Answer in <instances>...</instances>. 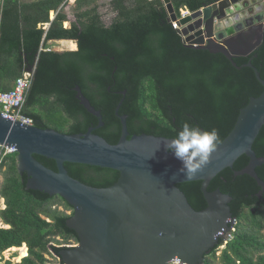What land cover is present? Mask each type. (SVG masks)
<instances>
[{
	"label": "trees",
	"instance_id": "trees-1",
	"mask_svg": "<svg viewBox=\"0 0 264 264\" xmlns=\"http://www.w3.org/2000/svg\"><path fill=\"white\" fill-rule=\"evenodd\" d=\"M68 1L4 0L0 4V93L31 71L33 82L24 112L37 126L69 134L94 127L96 134L115 144L122 134L116 109L124 98L119 112L128 116L129 137L147 133L174 138L187 122L202 130L216 129L221 142L250 98L264 91L255 73L257 68L264 78V46L249 56L236 57L241 68L223 53L189 47L174 27L165 0H110L115 13L110 24L100 11L103 0H75L76 20L65 27ZM217 1L171 0L178 18L182 10L196 11ZM53 39H74L78 49H49ZM250 60L253 66H244ZM77 85L101 111L104 125L80 103ZM253 148L264 156V126ZM35 156L58 169L56 160ZM249 160L243 154L234 168L222 170L209 185V190L220 188L232 195L230 205L238 219L234 238L221 255L222 264H264V194L258 196L262 188L255 178L235 174ZM4 165L0 199H5L6 207L0 208V219L10 227L0 228V253L24 243L29 248L22 262L6 264H46L48 253L59 256L67 247L57 244L60 239L79 243V235L67 224L73 206L59 195L26 189L28 176L18 171L17 154ZM65 166L74 178L97 187L112 185L120 177L112 168L72 162ZM257 172L264 180V164ZM178 186L195 209L207 207L201 180ZM60 202L65 208L58 206ZM222 243L207 253L202 264H216Z\"/></svg>",
	"mask_w": 264,
	"mask_h": 264
},
{
	"label": "water",
	"instance_id": "water-1",
	"mask_svg": "<svg viewBox=\"0 0 264 264\" xmlns=\"http://www.w3.org/2000/svg\"><path fill=\"white\" fill-rule=\"evenodd\" d=\"M236 1L219 0L178 19L171 0H165L170 18L178 20V32L189 47L223 53L241 68L234 59L249 56L261 44L264 33L243 52L215 39L222 40L219 24L227 22ZM244 66L252 67V61ZM255 73L264 86L257 68ZM75 90L80 103L104 125L101 111L81 86ZM123 100L116 109L122 134L115 144L96 134L94 127L69 134L13 121L0 112V145L17 148L18 171L28 176L26 189L59 195L73 206L67 224L80 241L60 251L64 264H168L175 257L187 264H202L224 237L221 232L230 229L229 220L234 217L232 195L220 188L209 190L212 179L225 168H234L236 160L246 154L249 163L235 174L255 178L262 188L258 196L264 194V180L257 172L264 156H258L253 148L264 126V91L250 98L233 130L212 153L210 163L191 179L181 172L182 161L167 149L171 137L147 133L129 137L128 116L119 112ZM35 155L56 160L58 169L46 166ZM66 162L112 168L120 177L109 186L89 185L71 176ZM197 180L202 181L207 201L201 210L191 205L178 186Z\"/></svg>",
	"mask_w": 264,
	"mask_h": 264
},
{
	"label": "built area",
	"instance_id": "built-area-1",
	"mask_svg": "<svg viewBox=\"0 0 264 264\" xmlns=\"http://www.w3.org/2000/svg\"><path fill=\"white\" fill-rule=\"evenodd\" d=\"M4 0H0V4L3 3ZM190 10H182L181 17L189 14ZM179 17L178 19H180ZM173 25L175 28H179L178 20H173ZM33 82V73L31 71L25 72L22 76H19L12 87V89L3 91L0 93V112L5 118H8L13 121H21L24 124H34V120L31 116L25 114L24 109L27 102V93ZM18 154V150L15 146L8 145H0V175L2 174L5 163L9 157ZM2 199H4L2 197ZM6 205V204H5ZM6 207V206H5ZM230 229L224 230L221 234L224 236L221 240L223 243L218 248H225L229 241L234 238V233L237 228L238 219L233 217L229 220ZM3 226V225H0ZM78 243H65L64 246L74 247ZM26 251L23 254V251ZM21 254H23L21 256ZM29 255V248L26 243L21 246H12L0 253V264H6L8 261L18 262L22 261L25 257ZM62 261V260H61ZM61 264H64L61 262ZM168 264H187L182 262L181 259L175 257Z\"/></svg>",
	"mask_w": 264,
	"mask_h": 264
},
{
	"label": "clouds",
	"instance_id": "clouds-1",
	"mask_svg": "<svg viewBox=\"0 0 264 264\" xmlns=\"http://www.w3.org/2000/svg\"><path fill=\"white\" fill-rule=\"evenodd\" d=\"M219 142L216 129L202 130L185 122L175 137L167 142V149L182 161L181 172L191 179L210 163Z\"/></svg>",
	"mask_w": 264,
	"mask_h": 264
},
{
	"label": "flooded vegetation",
	"instance_id": "flooded-vegetation-1",
	"mask_svg": "<svg viewBox=\"0 0 264 264\" xmlns=\"http://www.w3.org/2000/svg\"><path fill=\"white\" fill-rule=\"evenodd\" d=\"M232 9L234 12L228 15L227 22L219 24L222 40L215 39L230 43L232 49L243 52L264 33V0H237ZM261 46H264V36L252 53ZM57 257L61 259L60 256Z\"/></svg>",
	"mask_w": 264,
	"mask_h": 264
},
{
	"label": "rangeland",
	"instance_id": "rangeland-1",
	"mask_svg": "<svg viewBox=\"0 0 264 264\" xmlns=\"http://www.w3.org/2000/svg\"><path fill=\"white\" fill-rule=\"evenodd\" d=\"M103 4L104 5L100 8L101 14L103 15V20L105 21L106 24H110L112 22L114 16H115V13L110 8V0H103ZM66 12L69 15H71V22L76 20V10L74 8V4L73 5L71 4V8L66 7ZM53 46L55 47L53 49H57L56 48L57 44H53ZM3 180H4V174L2 172V174L0 175V186L3 183ZM1 205H2V202L0 200V208H1ZM58 206L60 208H65V206L62 204V202L58 203ZM57 244L59 246H64L65 243L62 239H60V241H58ZM225 248H218L217 249L216 258H215L216 264H222L221 263V255L223 254V251L225 250ZM46 257H47L46 264H61V259L58 258L56 254L48 253L46 255Z\"/></svg>",
	"mask_w": 264,
	"mask_h": 264
},
{
	"label": "crops",
	"instance_id": "crops-1",
	"mask_svg": "<svg viewBox=\"0 0 264 264\" xmlns=\"http://www.w3.org/2000/svg\"><path fill=\"white\" fill-rule=\"evenodd\" d=\"M25 1H30V0H25ZM74 2H75V0H69L68 3H67L66 6H65V11H66V7L71 8V4L73 5ZM54 17H55V12H52V13H51V18L54 19ZM68 17H69V20L65 22V24H64L65 27H70V26H71V15L68 14ZM45 27L48 28V27H49V24H46ZM71 41H74V42L76 43V45H77L74 49L71 47ZM53 44H57V46H56L57 49H54V50H56V51H58V52H63V51H66V50H77V49H78V43H77V41L74 40V39H53V40H50V41H49V46H50L51 48H49V49H53V48H55V47L53 46ZM71 48H72V49H71ZM0 200H1V202H2L1 209H4L5 206H6V205H5V199H2V198H1ZM68 212H69V211H68ZM0 225H3V226H0V228H9V227H10V225L5 224L1 219H0ZM17 247H18V246H17ZM23 252H25V250H24ZM22 255H23V254H21V256H22ZM22 260H23V259H22ZM20 262H22V261H19V260H18V263H20Z\"/></svg>",
	"mask_w": 264,
	"mask_h": 264
},
{
	"label": "bare ground",
	"instance_id": "bare-ground-1",
	"mask_svg": "<svg viewBox=\"0 0 264 264\" xmlns=\"http://www.w3.org/2000/svg\"><path fill=\"white\" fill-rule=\"evenodd\" d=\"M76 46H77L76 43H75L74 41H71V47L74 49ZM72 48H71V49H72ZM25 252H26V251H25ZM25 252H24L23 254H25Z\"/></svg>",
	"mask_w": 264,
	"mask_h": 264
}]
</instances>
